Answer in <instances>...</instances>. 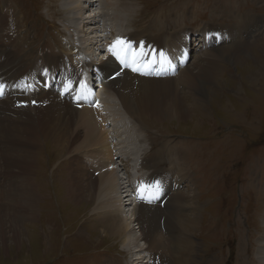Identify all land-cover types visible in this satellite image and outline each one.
Wrapping results in <instances>:
<instances>
[{
	"label": "rangeland",
	"instance_id": "rangeland-1",
	"mask_svg": "<svg viewBox=\"0 0 264 264\" xmlns=\"http://www.w3.org/2000/svg\"><path fill=\"white\" fill-rule=\"evenodd\" d=\"M110 1L108 7L111 9L114 3L116 10L119 0ZM127 1L133 4L125 17L130 19L124 18L118 23L112 20L109 26L112 35L108 41L115 43L120 37L127 41L133 38L132 49H139L141 44L148 46L149 55L144 65L140 67V64L128 61L129 66L123 72L120 60L112 56L109 60L111 70L107 74L100 70L104 73L100 77L99 70H95L99 67L91 68L86 56L79 57L80 68H83L87 81L92 80V76L88 78V73L95 77L92 85L96 95L101 93L102 84L112 87L111 98L104 95L107 104L101 103L102 123L104 130L110 133L111 148L109 139L108 145L106 142L98 143L99 146L104 144L106 153H98V158L94 159L85 152H67L61 146L68 139L65 127L58 138L60 144L53 136L37 141L39 145L31 153L30 168L27 169L23 161L21 167V159H18V165L14 163L11 167L10 163L2 171V155L7 152V147H1L4 140L0 141V264H137V258L146 257L148 253V258L154 255L152 257L156 259L165 254L167 264H259L261 256L256 241L264 232V27L258 23L257 29H253V20L246 26L241 24L246 16L258 17V22L264 20V0ZM1 2L5 5L0 12L4 15L5 24L0 35L6 41L8 39L4 42L8 46L0 45V85H3L0 113L9 118L2 119L0 127L2 124L10 127L13 118L32 117L35 111L43 113L49 108V115L56 119L64 106L42 104L55 95L80 112L84 103L82 93L85 89L81 90L80 80L83 78L72 82L65 64L50 61L65 55L63 52L70 47L68 32H64L62 27L60 2ZM94 11H100L97 1ZM108 13L112 14L110 10ZM204 24L226 28L229 37L238 29L236 27H240L239 33L245 35L237 36L232 46L229 45L232 39L222 44L220 40L217 45L213 42L209 45L211 50L203 51L200 42L191 43L194 37L181 32L189 31L193 35L195 30L200 31L207 26ZM247 24L250 25V34L249 30L243 29ZM75 38L78 40V35ZM184 40L190 41L187 46L183 44ZM159 50L163 55L177 52V55L185 56L189 61L188 67L177 69L178 75L171 76L175 71H166L161 56L155 62V68L146 65L149 60L154 61ZM12 53L14 57L10 56ZM103 53H94L93 58L100 57L102 60L106 57ZM41 58L47 59L43 67L37 63ZM104 62L108 63L106 59ZM179 65H182L181 61ZM200 66L204 69L202 72ZM53 67L60 73L53 75ZM133 67L138 70L134 71ZM113 70L116 71L114 78L121 80L116 87H113L114 78L108 80ZM187 70L197 75L200 81L195 86L183 88L176 82L179 74ZM148 76L154 78V82L161 81L169 90L170 87L179 89L202 101L185 103L186 107L183 104L175 106L170 110L177 114H169L166 118L135 115V112L129 113L125 105L127 115L133 114L131 118L134 120L125 117L121 99L125 100L133 94L134 87L146 89L141 84L144 82L142 78ZM170 77H173L172 81H162ZM129 81L130 88L126 89ZM66 84L71 85L68 91H65ZM28 99L33 102L30 103L32 107L27 105ZM96 114L94 111V116ZM76 117L74 130L81 134L83 129L78 122L79 115ZM27 124L26 119L18 120L14 126L15 134L6 135L8 149L30 148L26 145L29 133L22 132ZM98 145L93 148H99ZM149 155L156 156L157 161ZM140 157L143 158L141 167L136 165L137 162L132 166L133 161ZM98 160H103L106 165L111 162L118 164L120 177L125 179L122 180V192L128 195H132L136 187V181H131L137 176L136 171H139L141 179L148 176L143 185L145 199H140L141 193L138 195L139 208L145 205L160 207L163 214H170L175 212L171 210V205L181 201L183 195H188L190 206L185 204L182 214L190 215L198 207L196 213L199 217L196 229L188 228L189 234L185 235L187 239L181 246L182 250L167 241H173L172 236H176L174 231L171 235L169 230L174 224L169 217L177 219L175 213L167 219L163 217L160 227L157 224L155 234L164 237L170 245L165 250L153 248L150 237L144 239L146 243L140 241L136 248L131 244L128 250L120 239L108 234L107 224L100 221L99 212L94 209L95 203L87 193L82 191L85 199L80 202L72 198L68 185L70 171L76 169L84 179L94 182L92 178H96V168L91 167L98 165L97 168H100ZM176 168H184L187 179L179 181L173 178ZM152 175L154 177L151 178ZM157 183L160 185L159 198L146 202L151 199L147 196L151 195L149 191H153ZM29 187L34 189L35 199L29 205L26 197L29 201L33 197L27 194L20 212V206L18 208L15 202L22 205L20 196ZM168 193L172 196L170 203H167ZM131 203L130 197L125 207L128 214L134 207ZM25 213L32 216L25 217ZM144 244L147 249L143 250ZM142 261L140 264H144V259Z\"/></svg>",
	"mask_w": 264,
	"mask_h": 264
},
{
	"label": "bare ground",
	"instance_id": "bare-ground-1",
	"mask_svg": "<svg viewBox=\"0 0 264 264\" xmlns=\"http://www.w3.org/2000/svg\"><path fill=\"white\" fill-rule=\"evenodd\" d=\"M53 1H59L60 2V4H59L60 11H61L60 15L62 16V21H63L62 27H63L64 32H68V36L70 38L68 45L70 47H69L68 51L63 52L65 55H59L57 57L51 58L50 61L52 63H63V64H65L68 68L69 74L71 75L70 80L72 82H74L77 79H80V77L83 78V79H80L82 81V89L81 90L85 89V91L82 93V97L84 98L83 99V101H84L83 107H82V110H80V112H79V110L73 109L74 107H71L70 104L65 103V101L59 100L57 95H55V97L50 96L48 99L44 100L42 104H46L48 106L57 105V107L59 106V104H62L64 106V110L59 111L58 116H55L56 119H54V117L52 118L49 115V112H50V108H49L47 112H43V113H38L37 111H35V115H33L32 117H24V118L22 117V118H18V119L13 118V123H11L10 127L2 124L0 127V141L3 142V140H4V142L2 143L1 147H5V148L7 147V152H8V153L6 152L4 154L2 153L3 154L2 155L3 163H2V166L0 165L2 167V171H5L7 166H9L10 163H11V167H13L12 165L14 163L18 165V159H21L19 161L21 164V167H23V164H22V161H23L26 164L27 169L30 168L31 165H30L29 161H31V159H32L31 153H32V151H35L39 145V144H37V141L40 138H41V140L42 139L44 140V139L48 138L49 136H53V138L55 139V142L60 144L58 138L62 135V132L64 131L65 127L67 128V131H68V135H67L68 139L63 144H61V146H63L66 149L65 151H67V152L68 151L70 153L71 152H78V153L79 152H81V153L85 152L87 154H90L91 155L90 157H93V159H94V158H98L97 157L98 153L101 155L102 153L105 152L104 144L102 146H99L98 143L106 142V144H107V141L109 139V141H108L109 148H111L110 145H112V142L110 141V137H109L110 133H109V131L104 130V123H102L103 117L101 116L103 114V112H102L103 105H101V103L104 102V104L106 105L108 102L107 98H104V95H108V97H110V95L112 96L113 94H111V92H110L112 87L108 88V85H106V83L102 84V88H103V89H101L102 94L99 92L96 95V90L93 91L94 88L92 85V81L95 80V77H94V75H92V74L90 75L87 72L88 78H91V76H92V78H91L92 80L91 81L88 80L90 82L87 81V79L85 78V75H84L85 72L83 71V68L82 69L80 68L81 63L79 61V57L82 55L86 56L89 59V65L91 68L94 66L99 67L96 69L94 68L95 70H99L100 75H98V76L101 77V75L102 76L104 75V73H102L101 71H103L107 74V71L109 69L111 70V66H110L111 61L109 62V60L113 56L111 54V52H109V48H110V46H112L114 44L113 41L112 42L108 41V39H110V36L112 35L111 34L112 32L110 31L109 26L111 25L112 20L116 21V23H118L119 21H124V18L129 15L131 8H133V4H129V2L127 0H119V6L115 10L114 6H113L114 3L111 5V9L108 7V2H112V1L102 0L101 4L98 5L100 7V11L95 12L94 11V9L96 7V1L95 0H53ZM116 1H118V0H116ZM4 7H5V5H3V3L1 2L0 8L2 10L0 9V12L3 11ZM92 9H93V11H91ZM107 9L110 10L112 12V14L108 13ZM88 12L90 13V15L86 16V14ZM62 13H64V15H62ZM66 13H68L69 15ZM92 13H94V14H92ZM4 19H5L4 15L0 14V33H2V28L5 24ZM125 19L129 20L130 18L128 17ZM257 19H258V17H255V16H246L243 19L241 26L245 25L246 23H248L250 21L252 22V20H253V23H252L253 29H257L258 23H261V26L264 27V20L261 22H258ZM254 24H256V25L254 26ZM236 28H238V29L237 30L235 29L231 33L232 42L234 40H237V36L245 35V34L239 33L241 31L240 27H236ZM243 29H246L247 31L249 30V34H250V32H251L250 25L247 24V27H243ZM203 30L204 31L202 33H198L195 31V34H196V36L199 37L198 39L200 41L205 42L208 38L207 32L209 30L208 29H203ZM186 32L189 33V31H184V32H181V34H185ZM108 34H110V35H108ZM121 34L125 35L124 32H122ZM195 34H193L191 36V37H194V41H196L195 40ZM76 35H78V40L75 38ZM127 36H129V35H127ZM120 39H121V37H120ZM130 39L131 40L129 42L132 44V47H133V41H132L133 38H130ZM243 39H245V38H243ZM11 40H12V38H11ZM227 40H229V39H227ZM5 41H6V39L1 37V35H0V42H1L0 45L8 46L6 43H4ZM7 41H8V39H7ZM188 42H189L188 40H184L183 44L187 46ZM9 44L12 46V43H9ZM221 44H222V42H221ZM104 48L106 50H104ZM149 50H150V48L148 46L143 45L144 55H143V57H137L136 62L134 64H138V65L140 64V67L142 65H144V63L146 62V57H147V55H149ZM99 51L106 53V57L105 58L102 57V58L106 59V61L108 63L104 62V59L101 60L100 57L98 59L93 58V54L94 53L96 54ZM139 51H140V48L139 49H132L131 51H129L127 53L128 61L133 63V52L138 53ZM191 51H193V47L191 48ZM183 52H184V49H183ZM207 54L208 53L206 52L205 55H207ZM20 55H22L21 52H20ZM10 56L14 57L13 53ZM159 57H160V50L157 51L154 61L149 60V62L146 65L153 67L155 65V62L159 61L158 60ZM46 61H47L46 58H41V59L37 60V63L41 67H43L44 63ZM181 62H182L181 66L184 67V62L183 61H181ZM146 65H145V67H146ZM155 66H154V68H155ZM125 67L126 66L120 62V68L124 69L123 72L125 71ZM186 67H188V64ZM200 67L201 68L199 70H200V72H202L204 69L202 66H200ZM189 71L190 70H187V71L181 72L179 74V77H178L177 82H176L179 86H183V88H187L189 86H195L196 84H198V82L200 80H197V75L190 73ZM111 72L113 73V75L110 77V79L108 78L109 81H111V79H113L115 74H116L115 70H113ZM57 73L59 74L60 71L58 69H56L55 67H53L52 68V74L56 75ZM81 74H82V76H81ZM141 77H142V75H141ZM84 78L86 80H84ZM174 78H176V77H174ZM172 79H173V77H170L169 79H162V81H172ZM142 81H144V82L141 85H144V87L146 89L134 87L132 89H135L136 91L134 90L133 94H129V96H127L125 100L121 99V101H120L122 103L121 106L123 108L122 114H124V116L127 118H131L134 116H133V114H131V116H128L129 114L125 109V105H126L127 110L129 111V113L135 112V115L138 113L144 117H155L156 116L159 118L160 117L166 118V117H169L168 116L169 114L170 115L177 114L175 112L172 113L170 110L175 106H182L181 104H183L186 107L185 103H188V102H194L195 103L198 101H202V99H200L199 97L198 98H196L195 96L190 97L186 93L181 92L179 89L176 90V89L170 87V90H169L168 87L163 86L164 84H162L161 81L160 82H154V78H151V76H148L147 78H144V79L142 78ZM120 82H121V80L115 79L113 82V87H116L118 84L120 85ZM130 82L131 81H129L128 83L126 82L127 83L125 85L126 89L130 88ZM158 83H161V84L158 86ZM123 84H121L122 87H123ZM121 90H122V88H121ZM78 98H80V97H78ZM117 99L120 100L119 97ZM30 103L33 104V102L28 99L27 105L29 107H32L33 105H31ZM174 103H177V104H174ZM200 103L201 102H199L198 104L196 103V105H199ZM90 105H91V107H90ZM80 108H81V106H80ZM98 109H99V111H98ZM166 109H167V111H166ZM183 109H185V108H183ZM94 111L97 112V114L95 116H94ZM76 115H79V121L78 122H79L80 127L83 129V132L81 134H79L77 131L74 130V122L77 119ZM8 118L9 117L7 115L0 113V122H2V119L6 120ZM24 119H26L28 121V124L22 130V132L27 131L29 133V139L26 142V145L29 146L31 149L33 148V150H31L30 148H26V149L21 148V149H15V150L8 149V147H10V146L8 144L6 145V143H5L6 135L10 134V133H12L14 135L15 134L14 126L16 125V122L18 120H24ZM131 119L134 120L133 118H131ZM100 130H101V132H100ZM104 131L106 132V134ZM22 132H21V134H22ZM79 141H80V144L77 145ZM96 145H98L99 148L94 149L93 147H95ZM70 149H72V150H70ZM143 152H145V149L142 150V153ZM0 157H1V154H0ZM90 157H89V159H90ZM150 157H152V156H150ZM140 158H142V157H140ZM152 158L155 161H157L156 156H154ZM105 159H107V158H105ZM102 161L103 160H98V162H97L100 164V166H101L100 168H97V167H99L98 165H97V167H96V165H94V167H91V168H96V171H95L96 173H94V176H96V178L95 177L92 178V179H94V182L93 181L89 182L86 179H84L83 176L80 174V172H78V170H76V169H73L70 171V179L68 180L69 181L68 185L70 186L69 189H70V194H71L72 198L75 201L80 202V201H82V199H85L82 196L83 195L82 191L87 193V195L90 198H92L94 203H95L94 209H95V211L99 212V216H100L99 219H101L100 221L104 224H107L106 229L108 230V234L110 236L116 237L117 239H120V241L122 242V245L128 250H129V246L131 244H134V246L136 248V246L140 245V241H144V239H147L148 237H150V239L152 241V247L153 248L155 247L156 249L161 250V251L165 250L166 247H168L170 245H169V243H167L165 241L164 237L157 236L155 234L156 230H157V224H158V227H160V220L163 219V217L165 219H167L170 214L175 213V215L177 216V219L173 218L172 216L169 217L173 220V223H174L173 226L169 230L171 231V235H174V234H172V231H174L176 236H172L173 241L172 240H167V241L171 242L175 246V248H179L182 250L181 246H182L183 242L187 239V238H185L186 237L185 235L189 234L188 228L191 227L193 229H196L195 224L197 223V218L199 217L198 214L196 213V211L198 210V207H196V208L194 207L195 209H194L193 213L190 215H187L188 213L186 214L187 216L182 214V212L184 213V205L186 204V207L190 206L189 205L190 203L188 204V202H190L188 195L185 197L183 195L184 192H181L183 195V198L181 201L177 200V202H175L174 204L171 205V207H170L171 210L175 211V212H171L170 214H163V211L160 207H152V206H146L145 205V207L139 208V205H140V203L138 202V195L140 194L139 190L141 189V186H143V182L145 180L143 178L142 179L140 178L141 176H139V171H136L137 173L135 172V174H137V176L135 177L136 187L133 189L132 195L131 194L128 195L126 192L125 193L122 192V189H124V188H122L123 187V181L122 180L124 178L120 177V174H119V171L117 168L118 164H114V162L112 164V162H111L110 165H106ZM136 162H138V160H134L132 163V166ZM186 173H187V171L184 170V168L181 170L179 168H176V170L174 171V174H172V176L176 180L178 179L180 181L181 179H187ZM78 174H80V175H78ZM158 176H161V175H158ZM158 176H156L155 178H157ZM145 177H147V176H145ZM152 177H154V176L152 175L151 178ZM120 181H122V184ZM176 186H177V184H176ZM33 190L34 189H32V188H30V189L26 188L25 189V194L23 196H20V201H19L22 203V205L15 202V204L18 206V208L20 206V212L23 209L24 199L27 196V194H30L33 197V199L29 201L28 198L26 197V202L29 205H31V203H33L35 196H36L33 193ZM121 193H123V195ZM149 193L151 195H148V196L152 197V191H149ZM75 195H77V196H75ZM130 197H131V201H132V203L130 205H133L134 207L131 209L130 214H128L125 207H127V203H128V200L130 201ZM171 197L172 196L169 195V199L167 200V203H170ZM175 201H176V199H175ZM26 202H25L24 207L26 206ZM16 205H15V208H16ZM151 209H153V210H151ZM23 216L28 217V216H32V215L31 214L28 215L27 213H25V214H23ZM185 219H187V220H185ZM263 222H264V220H263ZM136 227H138V228H136ZM263 228H264V225H263ZM136 230H139V232H137ZM136 232L138 233V235L136 234ZM256 242H257V245H259L258 253L261 256V261L259 262V264H264V232L262 234H260V237L257 239ZM138 243H139V245H138ZM146 246L147 245L144 244L143 250L147 249ZM148 247L151 249V245H149ZM148 254L146 257L137 258V264L143 263L142 259H144V264H147V263L149 264L150 263L149 261H150V259H152V256H150L148 258ZM161 254H163V253H161ZM161 259L163 260V263L167 264L168 261L166 260L165 254L163 257H161Z\"/></svg>",
	"mask_w": 264,
	"mask_h": 264
},
{
	"label": "snow or ice",
	"instance_id": "snow-or-ice-1",
	"mask_svg": "<svg viewBox=\"0 0 264 264\" xmlns=\"http://www.w3.org/2000/svg\"><path fill=\"white\" fill-rule=\"evenodd\" d=\"M131 50H132V44L129 41L123 40V39H117L115 41V43L112 46H110V48H109V52H111V54L113 56H115L116 59L120 60V62L122 64H124L125 66H129L128 65V59H127V53ZM143 55H144L143 45L141 44L140 45V51L138 53L133 52V63L136 62L137 57H143ZM160 56H161V63L162 64L163 63H170V61L165 60L163 53H161ZM133 70L137 71L138 69L136 67H133ZM70 87H71L70 84H66L65 85V91L70 90ZM2 94H3V85H0V95H2ZM139 191L141 193L140 199L144 200L145 199V197L143 195V192L145 191L144 187L141 186V189ZM159 192H160V185H159V183H157L154 186V190L152 191L151 199H147L146 202L151 203L153 199H158L159 198L158 197Z\"/></svg>",
	"mask_w": 264,
	"mask_h": 264
},
{
	"label": "clouds",
	"instance_id": "clouds-1",
	"mask_svg": "<svg viewBox=\"0 0 264 264\" xmlns=\"http://www.w3.org/2000/svg\"><path fill=\"white\" fill-rule=\"evenodd\" d=\"M204 25H208V24H204ZM207 27V26H206ZM206 27H204L203 29H206ZM203 29L202 30H200V31H197V30H195L196 32H198V33H201L202 31H203ZM209 33V37L207 38V40L205 41V42H202V41H200L198 38V36H196L195 37V40L196 41H192L191 40V43H196V42H200L201 43V45H202V47H201V50H203V51H207V50H211L212 48H210L209 47V45L212 43V41H211V37H212V35H213V33H210V32H208ZM188 35H189V37H191L192 36V34L191 33H187ZM190 42V41H189ZM188 42V43H189ZM215 47H217V46H215ZM195 51V50H194ZM178 53L177 52H172V53H170V54H168V55H166V58H167V61H169V59L171 58V59H173V68L175 69V73H174V75H178V71H177V69H179V68H182V66L181 65H179V63H180V61H183L184 62V67H186L187 66V64H189V61H188V59L185 57V56H180V55H177ZM190 57H191V54H190ZM143 159V158H142ZM141 158H139V160H138V162H137V165H139V167H141V163H142V160ZM135 172V169H133V173ZM135 177L136 176H134L132 179H131V181H134L135 180ZM148 177V176H147ZM143 179H145L144 180V182H143V185H144V183L146 182V178H143ZM147 194H148V192H147ZM148 196V195H147ZM149 197V196H148ZM151 198V197H150ZM152 256H154V255H152ZM150 264H165V263H163V262H161V259H156V258H154V257H152V259H150Z\"/></svg>",
	"mask_w": 264,
	"mask_h": 264
},
{
	"label": "crops",
	"instance_id": "crops-1",
	"mask_svg": "<svg viewBox=\"0 0 264 264\" xmlns=\"http://www.w3.org/2000/svg\"><path fill=\"white\" fill-rule=\"evenodd\" d=\"M206 29H208L210 31V33H213V35H212V37L210 39H211V41L213 42L214 45H217L220 40H222L221 42H223V41L226 42L227 39H232L231 37H229L227 35L226 28L208 24ZM229 45L230 46L233 45L232 41L229 43ZM164 55H165V53H164Z\"/></svg>",
	"mask_w": 264,
	"mask_h": 264
}]
</instances>
